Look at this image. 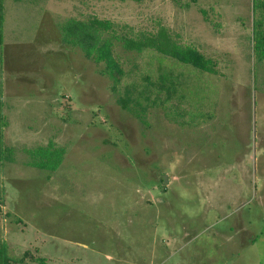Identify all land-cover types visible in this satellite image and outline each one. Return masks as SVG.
I'll list each match as a JSON object with an SVG mask.
<instances>
[{
    "label": "rangeland",
    "instance_id": "1",
    "mask_svg": "<svg viewBox=\"0 0 264 264\" xmlns=\"http://www.w3.org/2000/svg\"><path fill=\"white\" fill-rule=\"evenodd\" d=\"M93 15L166 26L215 59L219 74L117 46L127 74L113 91L102 66L58 30ZM252 23L253 0H4L8 255L29 249L41 260L25 264H264V64ZM128 95L145 106V123L122 107ZM51 142L65 149L57 170L27 164L26 150Z\"/></svg>",
    "mask_w": 264,
    "mask_h": 264
},
{
    "label": "trees",
    "instance_id": "2",
    "mask_svg": "<svg viewBox=\"0 0 264 264\" xmlns=\"http://www.w3.org/2000/svg\"><path fill=\"white\" fill-rule=\"evenodd\" d=\"M176 1H185V4L189 5L197 3L198 0ZM203 12L205 14V11ZM3 22L4 0H0V43H3ZM58 30L64 44L79 49L86 59L102 66L101 73L109 78L111 88L116 92L127 74L124 62L116 51L117 46L127 52L154 51L175 58L182 63L191 64L201 71L219 74L218 63L215 59L207 56L195 46L182 44L177 35L166 26L159 25L156 30L137 29L110 18L93 15L86 19L69 17L59 23ZM252 43L257 64H264V0H253ZM160 86L165 87V85ZM144 92L147 90L140 94ZM149 98L146 95L145 99ZM119 101L124 109L140 118L143 123L146 122V118L141 117L143 114L140 112L145 107L143 104L133 101L129 95L120 98ZM131 103L136 104V107H133ZM3 122L5 126L6 122ZM26 151L34 157L27 163L28 165L51 171L60 167L65 155V149L56 146L55 142ZM29 261L39 263L41 260L29 249L22 257L12 258L8 255L6 243H0V264H25Z\"/></svg>",
    "mask_w": 264,
    "mask_h": 264
}]
</instances>
